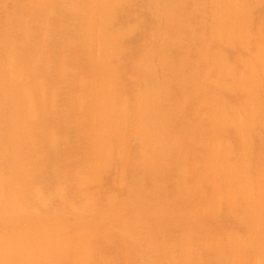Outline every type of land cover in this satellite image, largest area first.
<instances>
[{
  "label": "crops",
  "instance_id": "0c3cea01",
  "mask_svg": "<svg viewBox=\"0 0 264 264\" xmlns=\"http://www.w3.org/2000/svg\"><path fill=\"white\" fill-rule=\"evenodd\" d=\"M0 264H264V0H0Z\"/></svg>",
  "mask_w": 264,
  "mask_h": 264
}]
</instances>
